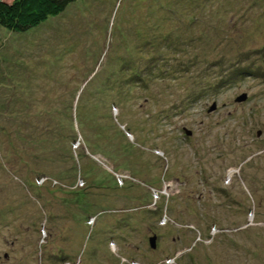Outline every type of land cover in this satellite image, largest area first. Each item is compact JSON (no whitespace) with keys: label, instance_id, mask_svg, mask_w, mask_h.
I'll list each match as a JSON object with an SVG mask.
<instances>
[{"label":"rangeland","instance_id":"1","mask_svg":"<svg viewBox=\"0 0 264 264\" xmlns=\"http://www.w3.org/2000/svg\"><path fill=\"white\" fill-rule=\"evenodd\" d=\"M70 5L63 18L15 37L27 68L8 63L0 75V126L10 131L0 132V264H122L118 254L123 264H264V0ZM245 51L261 78L218 89L216 75ZM241 93L247 98L236 102ZM112 168L130 171L134 182ZM12 169L28 181L43 173L64 184L80 172L79 185L91 186L73 203L58 190L48 209L35 186L22 194L24 182L6 183ZM112 174L133 185L117 188ZM113 209L126 212L96 215Z\"/></svg>","mask_w":264,"mask_h":264},{"label":"trees","instance_id":"2","mask_svg":"<svg viewBox=\"0 0 264 264\" xmlns=\"http://www.w3.org/2000/svg\"><path fill=\"white\" fill-rule=\"evenodd\" d=\"M72 2H74V0H11V1L0 0V75L1 74L2 75L7 74V72H5L4 70L6 69V66L8 65V63L12 64L13 66H17L18 68L21 67V69L27 68V66L22 63L23 53L19 50V48L13 47V46H15V44H13L15 37H18L20 35H24V33H26L27 31H29L31 29L33 30V29L41 28L42 26H40V25H42L48 19H51V21H53L54 18L52 19V17H55V18L58 17L59 19L63 18L65 12L71 6L70 4ZM160 8H161V10L166 11L168 7H167V5L163 4L160 6ZM46 25H43V26H46ZM188 25H190V23ZM182 29H184V28H182ZM164 37L167 38V42H170V43L174 39L172 37V35H170L169 33H167V35H165ZM154 38H157V35H154ZM152 58H154V57L151 56L150 59H152ZM252 60L253 59L251 58L250 54L248 55L246 53V51L242 52L240 54H236L232 59H230L228 65L225 66L223 71L220 74L216 75V77L219 76V78L217 79L218 81L216 83L217 88L218 89L229 88L233 84L238 83L239 81H243L246 78H250V77L261 78L260 76L262 74H261L258 66H256L255 64H252V63H250V64L247 63L248 61H252ZM2 78H4V77H0V83L3 80ZM131 82H132L133 86H139V84L141 82V77L137 73H133V79L131 80ZM220 87H222V88H220ZM66 88L72 89L73 87L70 86V87H66ZM47 90H48V88L46 89V91ZM8 92L10 93L11 91L9 90ZM10 97H11V95H10ZM13 97H15L14 94H13ZM21 97H22V95H21ZM21 97H17V98L21 99ZM11 100L12 99H9V98L6 99L7 102L12 103ZM21 100H25V99L22 98ZM28 105H29V103H28ZM4 106L6 109H9L6 107V103H4ZM70 110H71V108H70ZM19 117H21V121L26 125V127H28L32 131L34 130L33 129L34 124H32L30 122L31 121L30 118H26L25 115H20ZM17 123L18 122H16V124ZM46 125H48L47 126L48 128L50 127L49 137H50V135H52L53 138H52V140L50 138L49 139L51 140V144L53 145V140H54V137L56 135L55 127H54L55 123H54V121H52L50 119L49 123H48V121H46ZM51 125H52V127H51ZM2 128H3V126H0V130H1L0 132H2V134L5 133L4 136L9 138L10 131H2ZM61 129H63V127ZM15 131L16 130H14L12 128L11 132L13 133ZM29 134L30 133L27 131L26 136H27L28 140H30ZM45 134H46V132H45ZM61 135H62V131H61ZM17 138H19V137H17ZM20 139L25 140L26 138H20ZM78 144H79V142H78ZM119 149H120V147H119ZM105 150H106L105 148H102V151L104 152L103 154L110 161L111 159H113L111 157L112 153L110 151L107 152L108 150L107 151H105ZM31 154L33 157L35 156L34 153H31ZM88 154L93 161H96L97 165H102L104 167L106 165L109 166L106 161L104 162L105 159H102L98 152L97 153L89 152ZM18 156H19L18 154L13 153L14 158H18ZM55 157L62 159V157H63L62 152L58 153L57 156H55ZM6 162H8V161H6ZM29 167H30L29 172L33 171L32 166H29ZM112 170L116 174H117V171H119L120 173H123V174H127L128 179H131V182H134L133 180L135 179V177L130 173V171H128L126 169H113V168H112ZM14 171H16V170L12 169V170L7 171L8 175H7L6 183L13 184V185H15L16 183L17 184L19 183L18 184V186H19L21 183L24 182V184L26 186L24 189H21L22 194H24L23 192L27 191V188L32 190L33 188H30V187H32V185L35 186L40 191V196L37 195V201L39 200V198L44 199L43 203L48 209H51L50 199L53 198V195L58 190H62L63 192H65L66 195L70 194L71 200L69 202L73 203L74 202V194L76 196H78L79 199L81 196L85 197L86 190H88V188H90V186H91L88 183H87V186L79 185V181L85 182V180L81 177L82 175L80 174V172L77 173V175L75 176L76 178L74 177V181L71 184L65 183L66 184L65 185L62 180L54 178L51 175H45V174L43 175V173H42L41 176L40 175L37 176L38 180H33L31 177L28 176V178H29V181H28L26 179H22V177L20 175L14 174ZM27 175H29V174H27ZM112 176H113V181L115 182L117 188H122V187H125L128 185H131V186L133 185L131 182L124 181L123 178L120 179V182H122V183L118 184L116 179L114 178V174H112ZM42 178L51 180L50 184H47L48 180H45L40 185L39 181ZM0 185H1V182H0ZM100 185H98V186L94 185V188L97 189ZM66 186H69V187H66ZM4 187H5V184H4ZM30 190H29V193L31 192ZM0 191H1V189H0ZM6 197H7V195H6ZM45 200H48V201H45ZM67 205H68V202H63V206H67ZM40 207H41V210L43 211V214L45 217V214H46L45 207L43 205H40ZM143 207H144L143 204H140L138 209L139 210L144 209ZM62 208L65 209L64 207H62ZM123 210L124 209H120V210H117V209L114 210L113 209V210H108V211L99 210L96 215L99 216V215L106 213V212H113L115 214H118V213H122ZM127 210H129V209H127ZM139 210H137V211H139ZM161 210L162 209H159V211H160L159 218H161V216H162ZM130 211H133V209L132 210L130 209L129 212ZM60 214H64V212L59 213L56 216H59ZM88 223H90L92 225L94 224V223H92L91 220H89ZM147 226H149V225H147ZM154 233H155V231H154ZM45 239H46V236L43 238L40 237L39 242L37 244V247L39 248V252H41V254H42V251L44 253L48 252V243L49 242H47V240H45ZM47 239H48V237H47ZM49 245H50V243H49ZM50 249H51V251H54V248L52 246H50ZM119 256H123V255L120 254ZM123 257H125V256H123ZM59 258H61V260H64L67 258V256L66 255H60ZM117 259H119L118 256H117ZM134 261H137V260L134 259ZM121 263L123 264L124 262H121ZM2 264H7V263H2ZM40 264H42V263H40ZM129 264H130V262H129Z\"/></svg>","mask_w":264,"mask_h":264},{"label":"water","instance_id":"3","mask_svg":"<svg viewBox=\"0 0 264 264\" xmlns=\"http://www.w3.org/2000/svg\"><path fill=\"white\" fill-rule=\"evenodd\" d=\"M246 98H247V94L246 93H242V94H240L239 96H237L235 98V101L236 102H241V101H244ZM214 107H216L215 103L212 104L210 109H213ZM186 134L190 135V131H186ZM149 244L151 245L152 248H154L156 246L155 245V236L154 235L149 237Z\"/></svg>","mask_w":264,"mask_h":264},{"label":"clouds","instance_id":"4","mask_svg":"<svg viewBox=\"0 0 264 264\" xmlns=\"http://www.w3.org/2000/svg\"><path fill=\"white\" fill-rule=\"evenodd\" d=\"M106 167L110 168V167L107 166V165H106ZM122 175H126V176H127V174H123V173H122ZM80 182H82V181H79V183H80ZM143 206H144V205H143ZM125 210H126V209H124L123 212H126ZM162 216H163V214H162ZM162 216H161V217H162ZM166 219L169 220V218H168L167 216H166ZM91 221H92V219H91ZM92 223H94V222L92 221ZM110 248H111V250H115L116 245H115V244L110 245ZM119 255H120V254H118L117 256L119 257V259H120L121 262H126V261H127V259H126L125 257H123V256H119ZM167 259H169V258H167ZM70 262H71L70 264H76V263H73V261H70ZM133 264H140V263H139L138 261H136V262H133Z\"/></svg>","mask_w":264,"mask_h":264},{"label":"built area","instance_id":"5","mask_svg":"<svg viewBox=\"0 0 264 264\" xmlns=\"http://www.w3.org/2000/svg\"><path fill=\"white\" fill-rule=\"evenodd\" d=\"M120 179H121V178H119L118 180L120 181ZM164 219H166V218H164ZM162 221H163V218H162ZM64 264H70V263H64Z\"/></svg>","mask_w":264,"mask_h":264},{"label":"bare ground","instance_id":"6","mask_svg":"<svg viewBox=\"0 0 264 264\" xmlns=\"http://www.w3.org/2000/svg\"><path fill=\"white\" fill-rule=\"evenodd\" d=\"M144 54V53H143ZM94 189V188H93ZM183 264H185V263H183Z\"/></svg>","mask_w":264,"mask_h":264}]
</instances>
